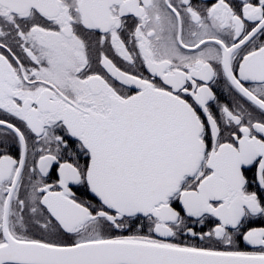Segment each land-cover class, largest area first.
<instances>
[{"label":"snow or ice","instance_id":"obj_1","mask_svg":"<svg viewBox=\"0 0 264 264\" xmlns=\"http://www.w3.org/2000/svg\"><path fill=\"white\" fill-rule=\"evenodd\" d=\"M0 264H264V0H0Z\"/></svg>","mask_w":264,"mask_h":264}]
</instances>
